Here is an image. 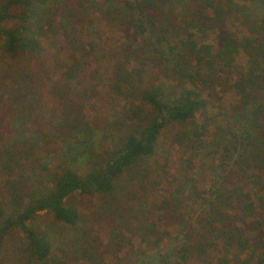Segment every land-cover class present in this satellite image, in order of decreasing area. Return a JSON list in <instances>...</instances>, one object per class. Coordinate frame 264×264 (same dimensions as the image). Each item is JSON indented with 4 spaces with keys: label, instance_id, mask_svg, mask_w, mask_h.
Here are the masks:
<instances>
[{
    "label": "trees",
    "instance_id": "16d2710c",
    "mask_svg": "<svg viewBox=\"0 0 264 264\" xmlns=\"http://www.w3.org/2000/svg\"><path fill=\"white\" fill-rule=\"evenodd\" d=\"M250 4L256 14L250 15L247 8L234 13L231 0L223 5L221 0L1 1L0 39L2 52L10 60L5 72L10 97L23 93L24 100L28 99L25 79L32 68L38 69L39 64L32 62L43 52L42 39L51 37L53 30L61 26L60 21L55 25L57 18H62L60 10L73 5L80 10L88 5L110 27L114 26L111 22L118 23L126 39L132 41L133 63L142 69L123 67L118 61L111 71L113 83L109 90L129 104L125 114L131 124L128 132L111 150L105 149L99 155L102 158L92 159L87 153H77L78 149L86 152L89 147L81 141L87 131L71 128L75 141L61 151L50 189L31 192L22 182L20 171L17 173L23 166L21 158L25 157L21 154L28 149L27 138L13 145L9 138L0 140V193L12 203L0 201V252L6 236L19 230L27 241L30 258L46 264L52 250L50 240L29 223L39 213L50 212L64 225L75 226L80 216L74 207L66 205L67 198L74 193L112 194L120 176L157 154L162 131L168 124L176 123L186 130L175 135L173 142L191 157L208 160L210 164L202 165L207 164L209 169L232 167L234 182L228 177L229 180L221 177L219 182V174L214 173L218 176L216 183L205 193L197 186L187 193L184 185H179L154 208L162 217L164 210L178 213L191 200L200 207L195 222L189 225L180 218L174 234L166 231L162 237L147 242V249L127 263L185 264L194 259L198 264H264V0H251ZM160 6H167V11ZM175 7L183 15H191L181 26L165 27L161 16L175 13ZM233 16H237L244 29L240 38L225 31L226 21ZM173 28L181 31L173 32ZM214 31L220 33L215 47L201 43ZM55 42L61 49L63 43ZM240 54L247 57L245 69L237 72V77L227 85L237 96L230 108L234 131L228 134L215 126L209 140L211 124L205 118L208 103L204 88L208 83H219L223 74L232 73ZM73 57L76 56L68 59L74 61ZM150 57L162 59L165 70L171 72L166 81L148 72L147 68H156V64H148ZM199 116L203 117L200 124ZM76 159L90 166L83 174L73 168ZM191 166L192 161L188 167ZM140 207H145L142 200ZM146 222H141V232L156 236L151 229L155 223ZM164 238H170L173 247L163 253L158 243ZM170 256L177 260L172 262Z\"/></svg>",
    "mask_w": 264,
    "mask_h": 264
},
{
    "label": "rangeland",
    "instance_id": "374dc122",
    "mask_svg": "<svg viewBox=\"0 0 264 264\" xmlns=\"http://www.w3.org/2000/svg\"><path fill=\"white\" fill-rule=\"evenodd\" d=\"M225 1L221 0V4ZM231 1L236 14L241 8H247L250 15L257 13L250 4L251 0ZM85 7L80 10L73 5L60 10L62 18H57L55 25L60 21L61 26L53 30L51 37L42 39L43 52L32 62L33 65L39 64L38 69L32 68L25 79L29 94L26 100L23 93L10 97V89L5 87L9 80L5 72L10 60L2 52L0 39V140L9 138L13 145L27 138L28 149L21 154H25V157L21 158L23 166L17 173L20 171L22 182L30 187L31 192L52 187V176L57 171L61 151L75 141L70 130L87 131L81 141L87 142L85 147H89L86 152L78 149L77 153H87L94 159L102 155L105 149L111 150L131 125L125 116L129 104L118 93L109 90L108 86L113 83L111 71L118 61L123 67L142 69V66L133 63L135 59L130 55L132 41L126 39L119 24L111 22L113 27L105 25L98 12L92 11L88 5ZM162 7L167 11V6ZM189 7L192 8L191 5ZM172 10L175 13L161 16L165 27L181 26L191 15V12L183 15L177 7ZM224 26L225 31L235 38H240L244 32L237 16L227 20ZM172 31L179 32L181 29L173 28ZM219 35L218 31L210 32L201 43L215 47ZM56 40L63 43L61 49ZM140 41L141 38H138L137 45ZM71 55L76 56L72 58L74 61L68 59ZM150 60L148 64H156V68H147L148 72L152 71L155 77L166 81L165 78L171 72L165 70L162 59L150 57ZM246 62L247 57L240 54L232 73L223 74L219 83H208V87L204 88L208 103L204 117L211 124L207 137L209 140L212 139L215 126L228 134L234 131L230 108L237 96L227 85L237 77V72L245 69ZM202 122L203 117L199 116L197 123ZM182 130H186V127L168 124L161 133L157 154L153 158L141 160L135 169L120 176L112 194L70 195L66 205L74 207L80 216L75 226L64 225L50 212L39 213L29 225L50 240L52 250L46 264H128L134 255L147 249V242L162 237L166 231L174 234L180 218L189 225L195 222L200 207L191 200L186 201L183 205L186 207H181L178 213L164 210L162 217L154 205L172 195L179 185H184L187 193L194 186L205 193L216 183L218 176L214 173L219 174V182L221 177L234 182V176L232 167L209 169L208 160L191 157L177 146L173 138ZM190 160L192 166L188 167ZM73 166L79 174L90 167L85 161L77 159ZM3 197L4 193H0V201L3 199L5 203L12 204ZM141 200L145 202L146 208L140 207ZM145 220L146 225L150 221L155 223L151 229L156 236L148 231L141 232V222ZM171 241L170 238L160 240L158 245L163 253L173 247ZM28 253L24 234L15 230L4 240L0 264H38ZM170 259L172 262L177 260L175 256H170ZM185 264L198 263L189 259Z\"/></svg>",
    "mask_w": 264,
    "mask_h": 264
}]
</instances>
